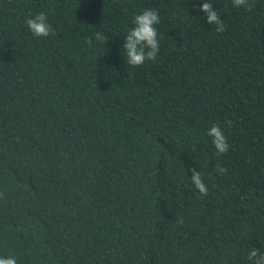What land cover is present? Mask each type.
I'll return each mask as SVG.
<instances>
[{
    "label": "trees",
    "instance_id": "1",
    "mask_svg": "<svg viewBox=\"0 0 264 264\" xmlns=\"http://www.w3.org/2000/svg\"><path fill=\"white\" fill-rule=\"evenodd\" d=\"M206 2L223 32L197 11ZM248 2L0 0V257L249 264L253 248L264 254V0ZM146 9L160 17L159 53L132 67L123 45ZM39 13L55 36L32 35L26 20Z\"/></svg>",
    "mask_w": 264,
    "mask_h": 264
},
{
    "label": "clouds",
    "instance_id": "2",
    "mask_svg": "<svg viewBox=\"0 0 264 264\" xmlns=\"http://www.w3.org/2000/svg\"><path fill=\"white\" fill-rule=\"evenodd\" d=\"M235 7H248L251 5L248 0H232ZM197 11L207 14V22L215 25V31L223 32L225 26L223 20L220 19V13L213 9V4L210 2L202 3ZM160 23V17L157 11L146 9L141 14L134 17V27L131 28L125 37L123 45V55L127 65L132 67L142 66L146 60L155 61L159 53L158 31L156 25ZM26 25L30 32L35 37L55 36V29L48 23V17L44 13H39L34 17H29L26 20ZM97 41L104 42L106 37L103 33L95 34ZM89 46H92L93 40L91 38L87 41ZM207 135L212 138L217 154L222 155L229 150L227 139L218 124H213ZM216 171L221 175L227 172L219 163L216 166ZM192 176L190 177L192 184L201 195L208 194V187L204 183L201 173L196 168L191 169ZM3 194L0 193V196ZM249 264H264V254H261L257 248H253L247 255ZM0 264H17L15 257H0Z\"/></svg>",
    "mask_w": 264,
    "mask_h": 264
}]
</instances>
